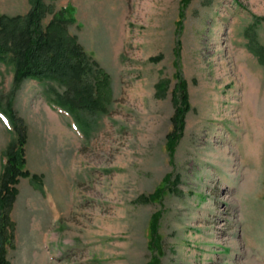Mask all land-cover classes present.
<instances>
[{
    "label": "rangeland",
    "instance_id": "rangeland-1",
    "mask_svg": "<svg viewBox=\"0 0 264 264\" xmlns=\"http://www.w3.org/2000/svg\"><path fill=\"white\" fill-rule=\"evenodd\" d=\"M42 1L101 99L70 107L65 81L0 57V188L18 146L26 171L0 264H264V0ZM32 5L0 0V19Z\"/></svg>",
    "mask_w": 264,
    "mask_h": 264
},
{
    "label": "trees",
    "instance_id": "trees-1",
    "mask_svg": "<svg viewBox=\"0 0 264 264\" xmlns=\"http://www.w3.org/2000/svg\"><path fill=\"white\" fill-rule=\"evenodd\" d=\"M31 1L33 2L31 10L33 13L26 16L24 24L13 25L10 17L0 19V57L9 55L15 60V80L20 81L28 76L63 80L70 87L67 92L70 94L65 95L67 100L64 101L65 103L74 108L76 106L94 108L101 99L100 84L103 80L96 78L97 76L93 77L94 82L84 80L85 70L90 68L87 67L88 58L75 39L67 34L65 24L70 21V18L66 15H54L53 19L43 28L40 25L41 17L46 11L43 1ZM60 96L62 100L65 99L63 95ZM185 110L178 108L176 112L179 130L183 126ZM177 137L176 133L170 135L169 149L173 148ZM16 150H11L7 154L0 188V217L4 195L11 197L14 194V189L10 184L16 182L17 175L26 174V171L21 169L23 161L16 154L20 152V147L18 146ZM154 264H157V261Z\"/></svg>",
    "mask_w": 264,
    "mask_h": 264
}]
</instances>
